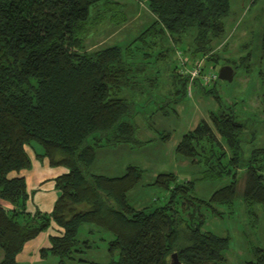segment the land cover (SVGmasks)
Returning <instances> with one entry per match:
<instances>
[{"label": "trees", "instance_id": "obj_1", "mask_svg": "<svg viewBox=\"0 0 264 264\" xmlns=\"http://www.w3.org/2000/svg\"><path fill=\"white\" fill-rule=\"evenodd\" d=\"M138 1L155 15L148 28L125 48L88 52L83 34L90 8L103 2L113 21L122 23L126 17L117 19L116 2L0 0V199L13 206H0V264H20L16 256L23 246L46 230L51 232L47 245L38 249L39 258L53 257L56 264H170L173 253L183 264H227L230 237L203 230L202 208L221 215L214 203L233 206L239 169L245 173V207L255 215L254 206L264 205V147L245 157V125L216 88H207L200 78L194 81L198 91L214 96L219 107L210 111L211 122L202 119L182 136L176 153L193 165L202 163L206 179L230 178L210 199L196 196L194 180L180 182L166 171L152 183L168 193L166 202L137 209L129 193L143 181L144 169L131 164L120 175L92 172L101 148L142 144L133 119L149 113L122 97L123 90L135 88L141 76L160 89L161 76L146 72L170 54L179 59V49L189 53L186 36L193 37L192 58L217 62L207 54L214 41L226 36L229 0ZM261 34L258 55L264 61V25ZM167 41L170 45L163 46ZM189 61L184 68L196 65ZM179 68H173V92L161 97L160 109L173 110L187 97L189 75ZM31 157L65 169L53 179L57 197L50 211H26L29 193L21 172L30 169ZM83 225L91 226L88 233L92 227L112 233L108 259L88 254L95 242L79 237ZM252 253L244 264H264V247Z\"/></svg>", "mask_w": 264, "mask_h": 264}, {"label": "rangeland", "instance_id": "obj_2", "mask_svg": "<svg viewBox=\"0 0 264 264\" xmlns=\"http://www.w3.org/2000/svg\"><path fill=\"white\" fill-rule=\"evenodd\" d=\"M112 1L120 6L115 11L117 19H120V15H122L126 17L125 21L122 23H117L118 20L113 21V17H111L113 13L105 9L103 2L92 6L83 34L84 49L88 52L115 45L125 48L155 19V15L150 12L145 2L138 0ZM229 1L231 7L230 15L225 20L226 36L214 41V49L207 54L208 57L212 56L217 59V62L210 61L206 59L207 57L196 58V60L192 58V52L195 49L193 37L186 36L184 46L190 48L189 53H183L179 49V59L176 60L174 54H170L166 62H159L158 68L153 67L146 72L150 76L152 74L161 76L159 79L160 89L151 88V85L145 82V77L141 76L140 84L135 85V88H125L121 94L122 97L133 101L139 111L149 113L146 118L144 114H141L133 119L138 126V141L142 144L135 146L121 144L118 147L101 148L98 153L99 157L92 166V171L96 174L101 173L109 176L113 174L111 170L120 168L121 165L124 168L120 172L115 171V175L125 172L128 165L131 164L144 169L143 181L129 193L130 201L137 209L154 208L166 202V191L157 185H152L159 173L172 171L180 181L194 180L196 196L204 199H210L214 191L223 187L230 180L229 177L219 181L206 179L202 173L204 165L202 163L193 165L190 160V176L185 179L188 176L186 175L188 165L184 161L187 159L181 158L176 153L177 145L190 127L195 126L202 117L211 122L208 115L211 110H217L219 105L214 96L207 97L200 93L199 86L189 80L184 103H177L173 110L166 106L160 109L161 97L173 92L172 75L176 65L183 69L179 68L178 72L182 70L184 73L185 63L190 60L189 66L200 64L204 74H216L217 77L221 66L232 65L236 70L232 82L215 78L211 79L206 86L207 88L215 87V91L223 103L232 108L238 115V119L245 125L242 134V149L245 157L253 149L264 147V80L262 77V75L264 76V61L258 55L259 41L264 25V0ZM166 45H170V43L167 41L163 46ZM184 46L180 47L183 49ZM158 50L160 48L157 49V52H159ZM244 57H247L248 60L244 61ZM137 86L139 89L142 87L144 92L139 91ZM146 101L148 105L142 108ZM165 111H168L169 115ZM168 133L171 134V138L163 140V137ZM237 173L239 186L233 206H221L214 203L212 207L220 211L221 215L216 214L213 209L208 207L202 208L206 220L203 230L230 237V246L225 253L227 264H244L252 258L254 248L264 247V205L254 206L255 215L245 207L242 196L245 187V173L242 169L237 170ZM90 228L89 225H83L79 230V237L83 235L95 242L96 247L92 245L91 247L94 249L88 252L91 257L106 260L108 257L107 241H110L114 236L112 233L98 230L96 227H92L94 230L88 233L87 230ZM104 238H106V242L102 240Z\"/></svg>", "mask_w": 264, "mask_h": 264}, {"label": "crops", "instance_id": "obj_3", "mask_svg": "<svg viewBox=\"0 0 264 264\" xmlns=\"http://www.w3.org/2000/svg\"><path fill=\"white\" fill-rule=\"evenodd\" d=\"M161 93V90H160ZM208 118L209 115H208ZM204 119L202 117L195 126H191L190 130H194V128L199 124V122ZM206 120V119H205ZM210 120V119H209ZM208 121V120H207ZM210 122V121H208ZM186 134V133H185ZM179 144V143H178ZM121 145V144H120ZM118 147V146H115ZM32 164L30 169L24 170L21 174L24 176L26 182V192L29 193V198L26 202V211L29 213L34 212L35 210H43V211H50L52 208V203L57 197V192L54 188V181L53 179L59 175H61L65 169L62 167H49L47 165L46 160L36 159L31 157ZM187 167V173L185 179L190 176L189 169L190 164L189 160L184 161ZM114 165V163H111ZM124 166H120V168H116L113 171L112 175H115V171L120 172ZM94 172V171H92ZM192 180V179H190ZM180 181V179L178 180ZM187 181V180H185ZM184 181V182H185ZM183 182V181H180ZM168 194V193H167ZM0 206H3L5 209H13V206L9 204L7 201H3L0 199ZM54 226H52V229ZM47 231V233H46ZM38 235L30 242L26 243L23 246V249L19 254L16 256V262L20 264H56V259H52L51 257L46 258L45 260H41L39 258L38 249L42 246L47 245L48 242V235L51 230H46ZM3 257V252L0 250V261Z\"/></svg>", "mask_w": 264, "mask_h": 264}, {"label": "water", "instance_id": "obj_4", "mask_svg": "<svg viewBox=\"0 0 264 264\" xmlns=\"http://www.w3.org/2000/svg\"><path fill=\"white\" fill-rule=\"evenodd\" d=\"M236 74V70H234L232 65L226 64L220 67V72L218 75V79L232 82L234 76ZM170 264H183L179 261L176 253L171 254Z\"/></svg>", "mask_w": 264, "mask_h": 264}, {"label": "built area", "instance_id": "obj_5", "mask_svg": "<svg viewBox=\"0 0 264 264\" xmlns=\"http://www.w3.org/2000/svg\"><path fill=\"white\" fill-rule=\"evenodd\" d=\"M184 70L185 71H183V72L189 75V80L195 81L197 78H200L202 80L201 82L204 85H208L209 81L211 79L218 78L216 74L215 75H210V74L206 75V74L202 73L200 64H198L192 68L187 66L184 68Z\"/></svg>", "mask_w": 264, "mask_h": 264}]
</instances>
